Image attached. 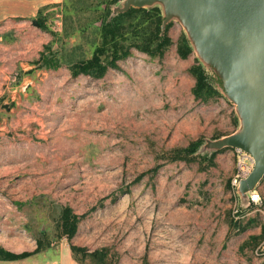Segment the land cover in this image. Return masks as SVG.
<instances>
[{
	"label": "rangeland",
	"instance_id": "obj_1",
	"mask_svg": "<svg viewBox=\"0 0 264 264\" xmlns=\"http://www.w3.org/2000/svg\"><path fill=\"white\" fill-rule=\"evenodd\" d=\"M123 3L0 22V246L20 231L69 254L71 242L107 248L103 260L73 255L78 264H264V177L259 205L232 183L235 148L215 150L244 119L184 18L169 19L163 55L132 49L102 77L73 71ZM197 64L219 91L207 103L194 95ZM65 207L81 216L71 241L58 226Z\"/></svg>",
	"mask_w": 264,
	"mask_h": 264
},
{
	"label": "water",
	"instance_id": "obj_2",
	"mask_svg": "<svg viewBox=\"0 0 264 264\" xmlns=\"http://www.w3.org/2000/svg\"><path fill=\"white\" fill-rule=\"evenodd\" d=\"M156 4L165 11L162 29L179 13L203 60L225 77L244 126L214 139L215 150L233 147L251 154L254 168L238 189L255 190L264 177V0H124L118 11Z\"/></svg>",
	"mask_w": 264,
	"mask_h": 264
},
{
	"label": "trees",
	"instance_id": "obj_3",
	"mask_svg": "<svg viewBox=\"0 0 264 264\" xmlns=\"http://www.w3.org/2000/svg\"><path fill=\"white\" fill-rule=\"evenodd\" d=\"M113 1L114 0H63L60 5L65 14L71 16V13L86 12L103 3H110ZM163 20L164 15L162 9L159 6H152L131 7L129 10L118 14L113 21H104L102 24V46L98 47L91 57L80 56L76 58L72 62L73 71L76 74L102 77L109 68H117L120 60L131 55L132 49H138L152 56L163 55L171 43L169 36L170 24L167 25L165 34H161ZM128 32L131 33V37L128 36ZM181 40L183 42L181 41L179 44V51L183 57H186L192 49L185 37L181 38ZM102 57H104V59ZM40 63L42 66H57V61L49 62L48 57L44 54H41ZM190 70L196 78V84L193 90L195 98L205 103L214 99L219 94V91L207 78L201 64L192 66ZM196 148L197 145L195 146L194 144V146H188L185 149L186 152L191 155ZM178 154L179 152H175V155ZM183 154L187 155L186 153ZM215 154L216 152L213 153V155ZM80 218L81 216L73 213L70 207H65L58 224L62 236H66L71 241L78 230ZM237 223L239 222H235V225H238L237 227H239L240 231L246 229V226H241L242 224ZM37 244L38 246L35 251H24L21 253H16L0 246V259H22L50 247V245L45 246V243L40 239H37ZM70 246L77 261L79 260L78 256L80 254L103 260L106 256L105 252H107V248L90 252L88 248L73 244L72 242Z\"/></svg>",
	"mask_w": 264,
	"mask_h": 264
},
{
	"label": "crops",
	"instance_id": "obj_4",
	"mask_svg": "<svg viewBox=\"0 0 264 264\" xmlns=\"http://www.w3.org/2000/svg\"><path fill=\"white\" fill-rule=\"evenodd\" d=\"M63 0H0V22L11 21L13 18H20L28 21V18L36 16L41 9L49 5L59 6ZM17 231V230H16ZM19 232V233H18ZM23 233V232H22ZM1 246L6 249L21 253L24 251L33 252L38 244L37 240L29 234H20V231L10 235ZM68 250V249H67ZM70 255V257H69ZM0 264H78L73 258L72 252L65 253L64 248L55 250L54 247L46 248L28 257L16 260H2Z\"/></svg>",
	"mask_w": 264,
	"mask_h": 264
},
{
	"label": "built area",
	"instance_id": "obj_5",
	"mask_svg": "<svg viewBox=\"0 0 264 264\" xmlns=\"http://www.w3.org/2000/svg\"><path fill=\"white\" fill-rule=\"evenodd\" d=\"M235 150L238 153V167L237 172L232 178V183L238 188L241 180L248 177L252 172L255 160L251 154L245 152L244 150L239 148H235ZM250 201L262 205V196L256 189L250 192Z\"/></svg>",
	"mask_w": 264,
	"mask_h": 264
}]
</instances>
